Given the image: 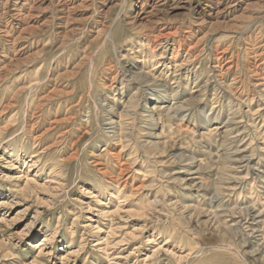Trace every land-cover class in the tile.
<instances>
[{"label":"rangeland","instance_id":"obj_1","mask_svg":"<svg viewBox=\"0 0 264 264\" xmlns=\"http://www.w3.org/2000/svg\"><path fill=\"white\" fill-rule=\"evenodd\" d=\"M261 231L264 0H0V264H264Z\"/></svg>","mask_w":264,"mask_h":264},{"label":"bare ground","instance_id":"obj_2","mask_svg":"<svg viewBox=\"0 0 264 264\" xmlns=\"http://www.w3.org/2000/svg\"><path fill=\"white\" fill-rule=\"evenodd\" d=\"M64 1V0H63ZM64 4V3H63ZM63 4H61V6L63 5ZM122 173V172H121ZM250 209V208H249ZM252 209V208H251ZM245 211V210H244ZM246 212V211H245ZM258 213H261L260 211H258ZM243 219H248V221H253V220H256V213L255 212H252V214L251 213H248L247 215H246V217L245 218H243ZM242 218H240V220L242 221L243 220ZM261 240H264V237H263V235H264V233L261 231Z\"/></svg>","mask_w":264,"mask_h":264}]
</instances>
